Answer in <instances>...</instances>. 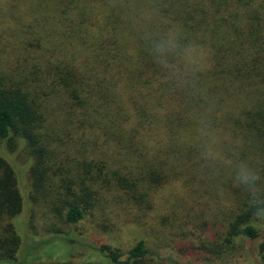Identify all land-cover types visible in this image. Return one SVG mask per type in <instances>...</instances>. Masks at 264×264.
<instances>
[{"label":"trees","instance_id":"trees-1","mask_svg":"<svg viewBox=\"0 0 264 264\" xmlns=\"http://www.w3.org/2000/svg\"><path fill=\"white\" fill-rule=\"evenodd\" d=\"M237 1L243 0H12L0 11V20L18 15L16 32L0 30V150L24 148L31 163L30 202L48 205L40 196L45 190L65 194L57 200V214L74 229L112 201L151 210L154 191L168 185L174 187L180 225L203 238L197 245L190 241L186 252L179 249L182 254L212 259L231 254L238 239H255L264 203L250 205L232 185L231 163L238 155L230 150L238 154L240 144L221 147L224 163L206 164L201 139H193L207 119L212 130L228 129L253 147L258 140L264 155V115L246 111L229 124L221 110L226 62L231 64L235 41L246 34L244 18L238 24L235 16L245 12L247 22L257 11ZM149 31H176L198 45L199 81L193 75L187 87L168 84L141 38ZM129 65L144 67L155 89L133 82ZM169 102L173 106H164ZM74 147H79L76 160L66 151ZM252 168L264 188V159ZM17 179L0 155V264H36L42 258L72 264L66 259L75 242L65 232L35 242L30 220L22 218L25 199ZM227 187L233 196H227ZM193 192L200 204L190 208L187 194L191 198ZM202 204L206 209L199 210ZM205 210L215 215L212 227L204 224ZM255 243L256 261L264 264V238ZM57 244L69 247L67 254L54 256ZM88 251L98 257L88 264L164 263L143 240L125 253L105 244L89 245Z\"/></svg>","mask_w":264,"mask_h":264},{"label":"rangeland","instance_id":"rangeland-1","mask_svg":"<svg viewBox=\"0 0 264 264\" xmlns=\"http://www.w3.org/2000/svg\"><path fill=\"white\" fill-rule=\"evenodd\" d=\"M10 2L12 0H0V11H4ZM239 3V6L243 8H255L257 11L250 12L252 18L248 19L247 22L246 17H244L246 15L245 12H241L235 16L238 24L241 22L240 18H244L242 19V23H245L246 34L241 40L235 41L237 54L236 51L233 52L234 56L231 58L232 66L229 61L226 62L227 66L230 65L226 71L229 74H226L223 84L219 86L222 90L221 110L226 114L224 117L228 120L227 123L229 124H231L229 122L230 119L239 118L241 113L243 114L246 111H251L252 114L260 113L264 115V0H243ZM8 8L9 13H11L12 7ZM16 16L18 17L16 14H5L2 20H0V30L12 33L16 32L15 30H17L18 26L17 21H15ZM246 23L248 26H246ZM233 62L237 64L239 71L233 70ZM144 69L142 66L133 67L129 65L130 75H128L140 87L147 91H152L155 89L153 81L149 76V72ZM246 71L248 75L245 74ZM143 79L144 81L149 79V83H143ZM214 82L218 84L217 79ZM170 105L173 106L170 102L169 104H164L166 107ZM242 132L245 131L243 130ZM233 135L235 134L230 133L228 129L212 130L211 143L220 154L216 163H224L222 160L224 153L221 147L231 148L239 144L241 148L238 154H234L233 150H230L231 156L238 155L234 158L235 160H244L252 167L255 163H260L264 159L263 153L259 154L261 143L258 140L253 147L251 146L252 144L245 143L237 135ZM193 139L195 141L201 139L199 145L203 148L206 147V142L198 131L193 134ZM15 149L13 153L0 150V155L5 157V160L17 174L18 188L25 199V211L22 218L24 221L30 220V229H34H29L28 231L37 235L35 242L47 239V235L54 232H65L64 236L70 237L75 242L74 247H76V250L71 251L72 254L66 259H69L68 261L72 264H88L90 261L94 262L98 260L96 253L88 251L89 245H110L125 253L140 240L144 241L145 248L164 260L163 264H256V261L251 257L250 241L245 239H238L236 241V246L231 254H224L212 259L206 257L205 254H193V256L182 254L179 249L186 252L184 246L186 247L190 241L195 243L198 240L195 243L197 245L203 238L197 237L193 232L180 225V212L178 207L174 205V197H172L174 187L170 188L168 185L154 191L152 197L153 208L151 210L144 211L131 205H119L118 203H121L123 200L112 201L103 207L91 211L90 215L83 222L77 224L74 229H71L63 223L60 214H57L61 208V204L57 200L59 198L63 199L65 194L52 196L51 194H46L45 190L40 196L42 200L48 199V205L40 204L34 206L30 202L31 178L29 171L31 163L27 159L28 157L24 148L19 146V148ZM77 150H79V147L66 151L76 160L78 156ZM231 161L232 159L229 160L228 164ZM71 175L75 177L76 172H73ZM232 185L236 189L238 188L234 181H232ZM233 193L234 190L231 187L226 188L227 196H233ZM187 197L190 208L195 207V205L196 207L199 206L200 200L197 194L194 193V197L191 196V198L187 194ZM51 209H54L55 213ZM198 209H206V207L202 204ZM212 212L214 213V210ZM213 213L209 215L207 210H205L204 219L206 221L204 224H207L208 227L213 226V223L210 222L213 219L212 217H215ZM255 226L261 233L264 232V219L256 222ZM255 241L253 243V252L256 257L257 246ZM54 247V256L67 254L64 252L65 249H70L69 247H65L64 249L59 244ZM38 251L41 257H45L44 251ZM19 252V255L24 253V246L21 247ZM48 261L53 262L54 260L42 258L34 261V263L50 264Z\"/></svg>","mask_w":264,"mask_h":264},{"label":"clouds","instance_id":"clouds-1","mask_svg":"<svg viewBox=\"0 0 264 264\" xmlns=\"http://www.w3.org/2000/svg\"><path fill=\"white\" fill-rule=\"evenodd\" d=\"M148 54L153 63L159 68L164 78L173 87L183 85L187 87L190 78L195 77L197 65L200 63L203 52L194 43L182 39L176 31H149L141 35ZM199 131L206 142V147L201 152V159L206 164H213L219 158V152L211 143V123L202 119ZM233 179L247 197L250 205L257 206L264 203V188L261 187V175L246 161L237 159L231 163Z\"/></svg>","mask_w":264,"mask_h":264},{"label":"water","instance_id":"water-1","mask_svg":"<svg viewBox=\"0 0 264 264\" xmlns=\"http://www.w3.org/2000/svg\"><path fill=\"white\" fill-rule=\"evenodd\" d=\"M262 238H264V232L260 233L255 239H252L250 241V253H251V257L254 261H256V257H255L254 252H253V243L255 240H260ZM256 264H260V263L256 261Z\"/></svg>","mask_w":264,"mask_h":264}]
</instances>
